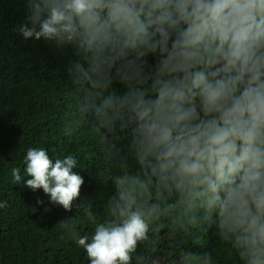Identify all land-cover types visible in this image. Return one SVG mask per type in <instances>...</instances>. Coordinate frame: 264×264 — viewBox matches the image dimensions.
<instances>
[{
    "label": "clouds",
    "instance_id": "9594fccd",
    "mask_svg": "<svg viewBox=\"0 0 264 264\" xmlns=\"http://www.w3.org/2000/svg\"><path fill=\"white\" fill-rule=\"evenodd\" d=\"M25 7L17 29L25 40L70 44L77 57L67 66L76 89L66 134L87 124L119 168L100 216L74 204L84 178L73 155L53 160L47 149L29 148L24 157L25 186L68 212L82 210L93 225L81 235L73 217L59 222L90 264H215L213 253L187 247H206L209 229L229 258L264 264V0ZM114 80L127 85L123 95L108 91ZM12 177L20 184L21 170Z\"/></svg>",
    "mask_w": 264,
    "mask_h": 264
},
{
    "label": "trees",
    "instance_id": "16d2710c",
    "mask_svg": "<svg viewBox=\"0 0 264 264\" xmlns=\"http://www.w3.org/2000/svg\"><path fill=\"white\" fill-rule=\"evenodd\" d=\"M25 5L26 0H0V202L7 203L0 208V264H90L86 250L59 222L73 217L81 235H91L93 225L86 222L82 210L74 206L68 212L50 203L43 189L33 191L25 186L23 179L31 177L24 172V157L29 148H45L53 160L73 155L78 162L73 171L84 178L74 204H91L100 216L119 168L87 124L66 134L65 124L75 109L70 93L76 89L67 66L77 57L70 44L57 46L43 38L25 40L17 30L27 15ZM149 60L154 63V58ZM113 90L123 95L128 89L114 80L108 91ZM127 144V138L119 142L120 155H126ZM128 160L133 163L131 157ZM13 168L21 170L20 184L13 180ZM205 243L201 248L189 241L187 247L197 253H213L215 264H239L238 258L228 257L229 246L216 238L214 229H209ZM167 245L164 239L160 247L166 249Z\"/></svg>",
    "mask_w": 264,
    "mask_h": 264
}]
</instances>
